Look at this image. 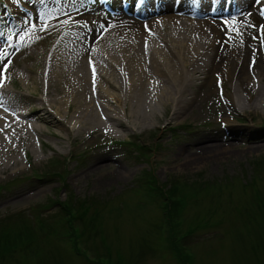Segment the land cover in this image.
I'll return each instance as SVG.
<instances>
[{"label":"rangeland","instance_id":"obj_1","mask_svg":"<svg viewBox=\"0 0 264 264\" xmlns=\"http://www.w3.org/2000/svg\"><path fill=\"white\" fill-rule=\"evenodd\" d=\"M105 1L0 0L1 49L11 44L9 55L18 36L28 44L32 22L55 23L48 41L72 35L85 21L109 22L114 15L103 9ZM111 1L123 3L124 15V2L133 5ZM229 2L218 6L226 11L220 18L244 16L253 5ZM254 11L251 19L262 23L264 12ZM13 82L19 79L6 86L16 92ZM217 93L205 94L186 117L171 121V109L131 139L96 143L80 136L68 152L66 140L45 132L40 138L48 148L37 144L36 168L26 167L19 149L24 171L0 174V264H264V107L242 113ZM214 142L239 149L214 165L165 166L178 147L187 154ZM91 161L121 167L125 176L94 189L91 177L78 178ZM31 193L38 195L22 201Z\"/></svg>","mask_w":264,"mask_h":264},{"label":"bare ground","instance_id":"obj_2","mask_svg":"<svg viewBox=\"0 0 264 264\" xmlns=\"http://www.w3.org/2000/svg\"><path fill=\"white\" fill-rule=\"evenodd\" d=\"M227 1L133 0V8H125L128 15L73 24L72 35L49 42L55 23L32 22L35 33L28 44L18 36L9 55L11 44L0 46V174L24 171L18 167L19 149L26 167H39L37 144L48 148L40 138L45 132L66 140L68 152L80 136L96 143L123 134L131 139L159 124L171 109V121L190 115L218 87L223 93L217 95L235 110L264 107V20L251 19L255 8L264 12V0H252L244 16L220 18L226 11L218 12V6ZM249 1L230 0L241 8ZM21 61L26 62L18 70ZM16 78L13 92L6 81ZM42 124H48L47 131ZM233 149L238 145L214 142L181 154L178 147L165 166L214 165ZM95 162L78 176L91 177L94 189L125 176L121 167L110 170Z\"/></svg>","mask_w":264,"mask_h":264},{"label":"snow or ice","instance_id":"obj_3","mask_svg":"<svg viewBox=\"0 0 264 264\" xmlns=\"http://www.w3.org/2000/svg\"><path fill=\"white\" fill-rule=\"evenodd\" d=\"M33 27H35V26H33ZM44 30L46 31V28ZM4 67L7 68V65H5ZM6 127H7V125H6Z\"/></svg>","mask_w":264,"mask_h":264},{"label":"trees","instance_id":"obj_4","mask_svg":"<svg viewBox=\"0 0 264 264\" xmlns=\"http://www.w3.org/2000/svg\"><path fill=\"white\" fill-rule=\"evenodd\" d=\"M150 176L152 177V175H151V174H150ZM151 177H150V180L152 179Z\"/></svg>","mask_w":264,"mask_h":264}]
</instances>
